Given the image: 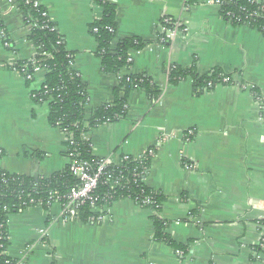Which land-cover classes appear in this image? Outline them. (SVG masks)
Instances as JSON below:
<instances>
[{
	"label": "crops",
	"instance_id": "obj_1",
	"mask_svg": "<svg viewBox=\"0 0 264 264\" xmlns=\"http://www.w3.org/2000/svg\"><path fill=\"white\" fill-rule=\"evenodd\" d=\"M110 1L116 39L148 44L129 53L125 74L149 78L162 93L152 105L142 91L131 92L125 118L90 130L83 140L98 160L119 162L154 150L143 184L162 195L158 216L182 249L155 241L153 212L126 198L105 209L98 224L62 222L59 204L11 214L8 257L19 264H264V248L255 252L264 233V35L224 21L213 0ZM39 3L86 86L87 119L112 102L118 81L102 72L90 31L102 11L94 0ZM164 19L180 29L166 45L156 41ZM0 26L12 47L0 36V170L48 177L68 160L63 134L48 124L47 105L31 96L45 74L29 84L9 69L35 55L16 6L1 3ZM192 66L199 76L219 70L231 81L200 94L190 79L168 84L172 68Z\"/></svg>",
	"mask_w": 264,
	"mask_h": 264
},
{
	"label": "trees",
	"instance_id": "obj_2",
	"mask_svg": "<svg viewBox=\"0 0 264 264\" xmlns=\"http://www.w3.org/2000/svg\"><path fill=\"white\" fill-rule=\"evenodd\" d=\"M23 14V22L29 28L28 40L35 48V55L28 61L17 62L9 69L17 74L30 75L35 68L46 70L44 82L40 89L32 92L31 96L38 104L48 107V124L68 136L65 157L69 158L65 168L48 177H33L8 174L0 170V264H19L7 255L9 236L7 220L9 215L21 212L27 207H48L49 195H66L71 188L78 186V181L70 175V165L84 162L93 169L99 162L91 155V148L83 136L90 130L107 123H115L126 116L127 98L133 91H142L152 105L160 98L162 89L155 86L147 77L141 75L125 74L131 68V51H141L148 44L138 39H116V7L110 0H94L101 9L100 19L95 20L90 31L97 44L96 55L101 61V70L118 78L117 85L112 89V102L94 110L86 119L85 108L88 102L86 86L79 74L73 69V55L65 49V43L58 33L55 24L48 17H42L46 12L43 6H34L30 0H10ZM219 6L221 18L232 26H246L264 34V2L258 0H213ZM161 26L174 29L175 23ZM1 27V26H0ZM2 29V27H1ZM96 32H93V31ZM8 41V40H7ZM159 44L166 45L171 42L163 34L157 36ZM114 45V46H113ZM114 47V48H113ZM12 50L9 42L7 50ZM229 77L221 75L219 70L199 76L194 66L190 68L174 67L168 74V84L176 85L190 79L193 83L195 94L209 90L216 85L223 84V79ZM31 83V81H26ZM68 156V157H67ZM144 161L148 169L150 159ZM123 181L117 189L102 187L98 189L99 198H109V203L120 199H130L142 208L153 212L154 240L169 245L173 250L182 249L177 246L165 233L167 223L159 216L160 206L163 202L161 194L154 192L143 184L144 175L132 176L136 168L134 162H121ZM142 172V169L136 171ZM149 199L150 205H143ZM91 208L82 209L84 218L90 214ZM264 227V220L261 222ZM262 243L255 248L257 254Z\"/></svg>",
	"mask_w": 264,
	"mask_h": 264
},
{
	"label": "built area",
	"instance_id": "obj_3",
	"mask_svg": "<svg viewBox=\"0 0 264 264\" xmlns=\"http://www.w3.org/2000/svg\"><path fill=\"white\" fill-rule=\"evenodd\" d=\"M32 3L34 6H41L39 0H30L28 3ZM1 3L10 4V0H0ZM213 4L218 6L216 2L213 1ZM219 7V6H218ZM42 17H48L47 11L42 13ZM49 18V17H48ZM163 23L166 25H170L171 22L169 20L164 19ZM176 28L167 29L165 27H160L162 33L164 34V38L167 40H172L177 34H179V27L177 24H174ZM93 32H96L95 30ZM264 35V34H263ZM0 36L3 39V45L5 48L9 47V43L7 42L6 36L4 32H0ZM114 46V45H113ZM114 48V47H113ZM131 61V58H130ZM14 65V64H13ZM14 72V71H13ZM43 72L45 74L46 70L44 68H35L34 72L30 75H21L26 81H32L35 74ZM223 84L230 83V79H223ZM261 105L260 98L256 99ZM64 136V144L68 143L69 138L66 134L62 133ZM191 132H189V136H191ZM65 153L67 154V149L65 148ZM2 156V152L0 150V157ZM154 156V150L148 149L144 152L141 157H123L119 162H115L112 159H103L99 160L96 166L91 169L84 162H76L70 165V175L78 181V186L71 188L69 192L64 196L59 195H49V201L47 202V206L51 204H59L61 206L60 220L62 222H79L85 224H98L104 220V211L107 209L112 203H109V198L102 197L99 198L97 195L98 189L102 187H108L110 189H117L123 179V171L121 170L120 163L121 162H134L136 163V168L132 170V176L138 177L140 175H145L147 172V168L145 167L144 161L146 158L150 159ZM68 157V156H67ZM72 155L69 156V158ZM68 158V162L70 160ZM138 169H142V172H136ZM143 205H150L151 201L149 199H145L142 203ZM86 206L91 208L90 214L84 218V209ZM264 228V227H263ZM44 235V234H43ZM264 236V233H263ZM262 243V240L260 244ZM262 248V247H261ZM179 254V253H178Z\"/></svg>",
	"mask_w": 264,
	"mask_h": 264
},
{
	"label": "water",
	"instance_id": "obj_4",
	"mask_svg": "<svg viewBox=\"0 0 264 264\" xmlns=\"http://www.w3.org/2000/svg\"><path fill=\"white\" fill-rule=\"evenodd\" d=\"M32 177H33L35 180L37 179V176H36V175H33Z\"/></svg>",
	"mask_w": 264,
	"mask_h": 264
}]
</instances>
